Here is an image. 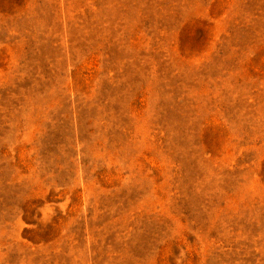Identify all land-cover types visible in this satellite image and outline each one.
<instances>
[{
	"label": "rangeland",
	"instance_id": "374dc122",
	"mask_svg": "<svg viewBox=\"0 0 264 264\" xmlns=\"http://www.w3.org/2000/svg\"><path fill=\"white\" fill-rule=\"evenodd\" d=\"M0 264H264V0H0Z\"/></svg>",
	"mask_w": 264,
	"mask_h": 264
}]
</instances>
